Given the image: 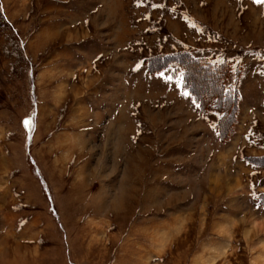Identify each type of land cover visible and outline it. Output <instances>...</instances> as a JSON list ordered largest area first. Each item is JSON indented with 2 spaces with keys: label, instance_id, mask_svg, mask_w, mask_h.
Masks as SVG:
<instances>
[{
  "label": "rangeland",
  "instance_id": "obj_1",
  "mask_svg": "<svg viewBox=\"0 0 264 264\" xmlns=\"http://www.w3.org/2000/svg\"><path fill=\"white\" fill-rule=\"evenodd\" d=\"M186 50L237 84L226 140L150 71ZM260 197L264 2L0 0V264H264Z\"/></svg>",
  "mask_w": 264,
  "mask_h": 264
},
{
  "label": "trees",
  "instance_id": "obj_2",
  "mask_svg": "<svg viewBox=\"0 0 264 264\" xmlns=\"http://www.w3.org/2000/svg\"><path fill=\"white\" fill-rule=\"evenodd\" d=\"M155 61L157 66L152 70L150 68V71H160L173 62L179 65L182 74V89L194 97L201 110L212 109L219 112L216 130L221 140H226L233 131L239 99L236 82H230L227 64L214 63L208 59L195 57L188 50L172 55H159ZM155 61L153 60V62ZM149 63H152V59H149ZM192 72L196 73V76H192ZM198 72H206L205 75L211 81L212 86L200 84L197 78ZM177 73L175 72V74ZM259 201L264 205L263 197H260Z\"/></svg>",
  "mask_w": 264,
  "mask_h": 264
},
{
  "label": "snow or ice",
  "instance_id": "obj_3",
  "mask_svg": "<svg viewBox=\"0 0 264 264\" xmlns=\"http://www.w3.org/2000/svg\"><path fill=\"white\" fill-rule=\"evenodd\" d=\"M257 3H261V2H264V0H256ZM153 7H158V5H153ZM161 75H163V73H161ZM169 79H171V77H168ZM185 95H187V93H185ZM25 123V126H28L29 125V121L28 120H25L24 121Z\"/></svg>",
  "mask_w": 264,
  "mask_h": 264
}]
</instances>
